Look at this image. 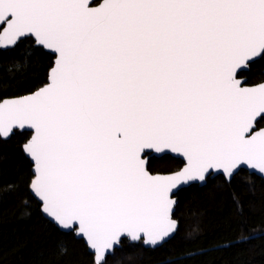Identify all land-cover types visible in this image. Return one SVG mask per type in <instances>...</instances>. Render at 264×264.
Here are the masks:
<instances>
[{
	"label": "snow or ice",
	"instance_id": "6c2138e0",
	"mask_svg": "<svg viewBox=\"0 0 264 264\" xmlns=\"http://www.w3.org/2000/svg\"><path fill=\"white\" fill-rule=\"evenodd\" d=\"M0 0V49L54 55L46 83L0 101V137L24 152L42 210L82 236L95 264L126 236L156 246L177 228L173 190L211 170L264 174V0ZM183 157L153 175L150 151Z\"/></svg>",
	"mask_w": 264,
	"mask_h": 264
},
{
	"label": "trees",
	"instance_id": "16d2710c",
	"mask_svg": "<svg viewBox=\"0 0 264 264\" xmlns=\"http://www.w3.org/2000/svg\"><path fill=\"white\" fill-rule=\"evenodd\" d=\"M52 64L31 39L0 50V101L44 85ZM263 70L259 58L241 75L255 84ZM29 136L15 131L0 138V264H95L83 241L46 220L29 193L31 164L22 152ZM181 165L164 155L151 157L148 168L169 173ZM175 200L178 229L169 241L147 249L123 239L104 264H264V180L240 170L229 182L217 176L180 189Z\"/></svg>",
	"mask_w": 264,
	"mask_h": 264
},
{
	"label": "water",
	"instance_id": "95a60500",
	"mask_svg": "<svg viewBox=\"0 0 264 264\" xmlns=\"http://www.w3.org/2000/svg\"><path fill=\"white\" fill-rule=\"evenodd\" d=\"M93 1H94V0H93ZM96 6H97V5H96ZM34 45L37 46V45L35 44V42H34ZM38 47H39V46H38ZM11 48H13V47H11ZM41 48H42V47H41ZM42 49H43V48H42ZM1 50H6V49H1ZM43 50H44L45 52H47V53L50 54V52H49L48 50H46V49H43ZM51 55H52V54H51ZM53 57H54V55H53ZM54 59H55V57H54ZM54 59H53V63H54ZM257 59H259V58H257ZM257 59H255V60H257ZM255 60H254V61H255ZM252 62H253V61H252ZM252 62H249V64L252 63ZM52 65H53V64H52ZM247 69H248V67H247V68L239 69V70H238V73H239V72H245V71H247ZM263 74H264V72H263ZM47 77H48V74H47ZM238 79H240V80L242 81V85L245 86V87H254V86L258 85V84H256V85L246 86V85H244V83H245V81H246L244 78H238ZM46 81H47V80H46ZM261 83H264V81H262ZM259 84H260V83H259ZM42 86H43V85H42ZM40 87H41V86H40ZM37 89H38V88H37ZM37 89H36V90H37ZM36 90L32 91L31 93L35 92ZM31 93H28V94H25V95H21V96H16V97L4 98V99H2L1 101L5 100V99H16V98H21V97H24V96L30 95ZM15 131H20V132H24V131H26V132H29V133H30V136L28 137V139L25 141L24 144H26V143L31 139V136L33 135V132H34V130L27 129V128H25V129H23V130H21V129H15L14 132H15ZM14 132H13V133H14ZM11 135H12V134H11ZM11 135H10V136H11ZM10 136H9V137H10ZM9 137H7V138L0 137V138L3 139V140H7ZM24 144H22V152H23L24 156L29 160V162H30V164H31V174H32V177H31V179H30V181H29V184H28V191H29V193L31 194V196H32V197H33V198H34V199L40 204L39 210H40L41 215H42L46 220H48L49 222H51L55 227H57L60 231H63V232H73V233H74V236H75L76 239H79V240H82V241H83V243L85 244V246H86L88 252L91 253V254L93 255V257H94V262H95V254H94V250H92V249L87 245L86 240H85L82 236L77 235V233H76L75 231L71 230V229H63V228H62L61 226H59V225H58V224H57V223H56L51 217H49L45 212H43V210H42V202L39 200L38 197L35 196L34 192H33L32 189L30 188L31 181L34 179V175H35V173H34V162H33L32 159H31V158H30V157L24 152V150H23V146H24ZM149 151H150V153H151L149 158H151V157H157V158L161 157V154H157V153L151 152V150H149ZM167 155L170 156V157H172V158H174V159H178V160L182 161V163H183L182 166H181L178 170H175V171H173V172H169V173H152L153 175H156V174H160V175H168V174L174 173V172H176V171H179L181 168L184 167L185 161H184V158H183V157H180V156H178V154L170 153V152H169ZM240 170H244V171H246L248 174H250V175H254V176H256V177H258V178L264 180V174L260 173L258 170H255V169H249L247 165H241V166H239V168H238L237 170H235L234 175H236ZM234 175H233V176H234ZM217 176H222L226 182H229V181L232 179V177H233V176H232L231 179L229 180V179L226 177V175L223 173L222 170H211L210 173H207V174H206V179H207V178H209V179H213L214 177H217ZM206 179H205L204 181H189L187 184H184V185L178 186L177 189H174V190H173V193H174V194L172 195V199L174 200V205H173V209H172V211H171V213H170V218H171L173 221H175V222L177 223V221L173 218V213H174V209H175V205H176V200H175V195H176V193H177L180 189L186 188V187H188V186H190V185H192V184H196V185H198V186H200V187H201V186H204L205 183H206ZM177 229H178V223H177V228H176V230H175L173 233H171L168 237H166L162 242H160L159 244H157L156 246H152V245H146V244H144V242H143V238H141V240H139V241H142V246H143L144 248H147V249H154V248H156V247H159V246L165 244L167 241H169V240L175 235ZM122 239H127V240L129 241V243H138V242H139V241H131V240H130L128 237H126V236H122V237H121V240H122ZM121 240H120V242H121ZM119 247H120V243H119L118 245L114 246V249L116 250V249H118ZM112 253H113L112 251H109L108 253H106L105 258H106L107 256L111 255Z\"/></svg>",
	"mask_w": 264,
	"mask_h": 264
},
{
	"label": "flooded vegetation",
	"instance_id": "af4514ba",
	"mask_svg": "<svg viewBox=\"0 0 264 264\" xmlns=\"http://www.w3.org/2000/svg\"><path fill=\"white\" fill-rule=\"evenodd\" d=\"M99 2H101V0H94L93 2H92V6H96V5H98L99 4ZM32 40V42H33V45H34V40L33 39H31ZM35 46V45H34ZM35 47H38V46H35ZM14 48V47H13ZM13 48H9V49H6V50H11V49H13ZM41 48V47H40ZM1 50V49H0ZM6 50H3V51H6ZM47 53V52H46ZM49 54V53H48ZM51 55V54H50ZM52 57H53V55H51ZM53 59H54V57H53ZM251 64V63H250ZM249 64V65H250ZM248 68H249V66H248ZM247 71H248V69H247ZM247 71H245V72H247ZM264 72V70L262 71V73ZM241 73H243V72H239L238 73V76H237V78H244L245 80H246V78L245 77H242V75H241ZM263 76H264V74H263ZM262 81H264V79L262 80ZM262 81H260V82H258V83H255V84H247V82L245 81V83H244V85H246V86H250V85H256V84H259V83H261ZM264 126V125H263ZM150 159V158H149ZM182 162V161H181ZM183 164V163H182ZM182 166V165H181ZM178 170V169H177ZM30 172H31V169H30ZM173 172V171H172ZM31 177H32V174H31ZM215 178V177H214ZM31 179V178H30ZM207 179H209V178H207ZM206 179V180H207ZM38 203V202H37ZM39 204V203H38ZM39 207H40V204H39ZM40 211V210H39ZM123 240V239H122ZM121 240V241H122ZM127 240V239H126ZM128 241V240H127ZM129 242V241H128ZM142 242V241H141Z\"/></svg>",
	"mask_w": 264,
	"mask_h": 264
}]
</instances>
